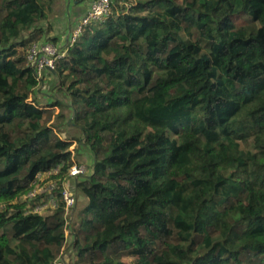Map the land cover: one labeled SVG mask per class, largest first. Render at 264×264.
I'll return each mask as SVG.
<instances>
[{"label": "trees", "instance_id": "trees-1", "mask_svg": "<svg viewBox=\"0 0 264 264\" xmlns=\"http://www.w3.org/2000/svg\"><path fill=\"white\" fill-rule=\"evenodd\" d=\"M59 1L0 0V264H56L69 236L63 205L22 201L74 159L17 50ZM110 1L47 73L93 159L76 264H264V0Z\"/></svg>", "mask_w": 264, "mask_h": 264}, {"label": "built area", "instance_id": "built-area-1", "mask_svg": "<svg viewBox=\"0 0 264 264\" xmlns=\"http://www.w3.org/2000/svg\"><path fill=\"white\" fill-rule=\"evenodd\" d=\"M110 11V0H93L87 13L70 29L63 50L50 41L32 43L27 50L26 60L36 80L42 82L47 73L52 72L49 68L54 71L56 63L66 57L84 29L92 22L104 20ZM65 166V162H60L47 171L37 173L22 201L26 203V214L50 215L63 205L59 213L66 221L68 236L71 211L78 200L77 184L88 175L89 168L87 164L77 163L74 159L66 170ZM3 208L0 205V210Z\"/></svg>", "mask_w": 264, "mask_h": 264}, {"label": "rangeland", "instance_id": "rangeland-1", "mask_svg": "<svg viewBox=\"0 0 264 264\" xmlns=\"http://www.w3.org/2000/svg\"><path fill=\"white\" fill-rule=\"evenodd\" d=\"M89 0H85V2H88ZM61 7H67L66 0H61L58 2V4L55 5L54 7V13L50 16L49 20L44 21L39 24V27L41 30H43V35L42 32L40 34L39 31L36 32L37 37L40 38L41 41H50L56 46L59 44L58 39L53 40V33L54 32V18L60 16V9ZM234 24L236 26H246L249 24H252L253 19L244 13L235 15L232 18ZM63 23V22H62ZM70 25V24H69ZM73 27V26H72ZM71 27V28H72ZM67 28V27H66ZM66 30V29H65ZM69 29L66 32V37L69 33ZM52 33V34H51ZM30 33H26L25 36V46L24 47H19L18 53L22 56H26L27 50L29 46L32 43H35V41H32L28 36ZM63 35V34H62ZM65 45L60 47V50H63L66 47V42H64ZM61 82L60 79L53 77L52 75H46L45 78L43 79L42 82L39 83L38 87L35 89V92L37 93V96L41 103L43 104L42 106H49L48 104L54 105L57 102H60L63 106L61 109L65 115V119L59 118V113L60 110L57 111V109H51L54 112V116L52 117L51 121L48 123L49 125L55 126L57 133L60 135V137L64 140L72 139L70 151L73 154L74 161L77 163H84L87 164L89 168V173L90 175L92 173V165H93V159L88 151L87 147L83 144H80L79 139L81 138V134L78 128L75 126H72L68 124L70 122V119L73 116V111L71 110L70 104H71V98L68 95L67 92L63 91L61 89ZM87 199L81 195H78V200L75 204V208L71 211V219L73 220L74 225H71V230H69V236L66 241V245L60 250L58 254V259L56 260V264H76L78 261V258L76 256V253L71 247V244L74 240V236L72 234V229L76 225V227L79 224V219H78V214L80 213L81 209L86 205ZM128 263L131 262L130 258L125 259Z\"/></svg>", "mask_w": 264, "mask_h": 264}, {"label": "crops", "instance_id": "crops-1", "mask_svg": "<svg viewBox=\"0 0 264 264\" xmlns=\"http://www.w3.org/2000/svg\"><path fill=\"white\" fill-rule=\"evenodd\" d=\"M92 1L93 0H89L88 2H85V0H66L67 7H61L60 16L54 18V32H52L54 39H58V45L60 47L65 45L64 42L67 38V30H70L72 26L76 25L81 20L87 13ZM55 109L59 111L57 107H55Z\"/></svg>", "mask_w": 264, "mask_h": 264}, {"label": "water", "instance_id": "water-1", "mask_svg": "<svg viewBox=\"0 0 264 264\" xmlns=\"http://www.w3.org/2000/svg\"><path fill=\"white\" fill-rule=\"evenodd\" d=\"M49 70H50V71H53V70H51L50 68H49Z\"/></svg>", "mask_w": 264, "mask_h": 264}]
</instances>
